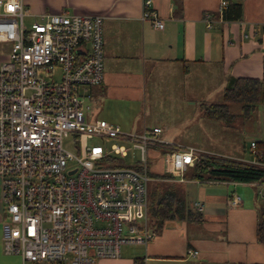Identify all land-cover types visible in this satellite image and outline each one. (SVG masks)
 Listing matches in <instances>:
<instances>
[{
    "label": "built area",
    "instance_id": "obj_1",
    "mask_svg": "<svg viewBox=\"0 0 264 264\" xmlns=\"http://www.w3.org/2000/svg\"><path fill=\"white\" fill-rule=\"evenodd\" d=\"M152 5L143 0L142 19L163 29ZM228 5L221 1V21ZM26 17L23 0H0V42L10 44L0 64L4 251L21 264L120 258L123 246H146L154 237L146 221L128 216L134 208L148 212L149 161L159 157L164 171L184 182L199 150L176 148L159 126L129 133L104 119L87 121L85 100L105 76L102 16L44 13L29 26ZM206 19L210 26V14ZM251 148L255 153V142ZM130 152L131 165L121 158ZM242 201L235 194L230 205ZM194 207L202 212L204 204Z\"/></svg>",
    "mask_w": 264,
    "mask_h": 264
},
{
    "label": "crops",
    "instance_id": "obj_2",
    "mask_svg": "<svg viewBox=\"0 0 264 264\" xmlns=\"http://www.w3.org/2000/svg\"><path fill=\"white\" fill-rule=\"evenodd\" d=\"M23 1L32 19L61 11L104 18V81L91 89L87 100L96 107L95 118L134 132L151 127L146 122L149 102L164 98L186 102L205 128L201 121L209 120L202 116L200 104L223 100L231 78H257L264 83V0H226L242 6V17L235 21L220 20L222 0H153L164 20L163 29L142 19L143 0ZM7 55L0 54V64ZM254 115L257 135L251 143L264 141V101ZM168 142L176 148L214 152L212 147ZM251 152L249 160L246 154L236 157L258 164L252 148ZM215 153L228 155L218 149ZM181 183L196 185L195 190L185 186V191L193 198L192 206L196 201L204 204L199 221H167L143 248L122 251L120 258L101 259L99 264H134L135 257H144L146 264H264V244L256 233L264 212V182L188 179ZM235 194L243 201L231 206ZM5 221L0 195V264H11L3 252Z\"/></svg>",
    "mask_w": 264,
    "mask_h": 264
},
{
    "label": "trees",
    "instance_id": "obj_3",
    "mask_svg": "<svg viewBox=\"0 0 264 264\" xmlns=\"http://www.w3.org/2000/svg\"><path fill=\"white\" fill-rule=\"evenodd\" d=\"M242 17L240 4H229L224 10V21H235ZM264 101V83L257 78H231L223 91L222 103H202V116L208 120L221 121L227 126H233L238 114L230 110V105H242L241 114L251 119L257 107ZM255 157L264 164V141H256ZM158 152V149L157 151ZM161 153L166 150L161 149ZM154 179L167 181L166 184H156L148 189L149 228L153 233L160 231L170 220L199 221L201 217L191 204L187 203L185 186L174 181L168 173L153 174ZM185 179L201 182L230 181L240 183L264 182V165L253 164L248 161L230 159L221 156L199 155L194 165L185 173ZM152 182V181H151ZM257 238L264 244V212L257 224ZM134 264H146L144 257H135ZM262 264V263H254Z\"/></svg>",
    "mask_w": 264,
    "mask_h": 264
},
{
    "label": "rangeland",
    "instance_id": "obj_4",
    "mask_svg": "<svg viewBox=\"0 0 264 264\" xmlns=\"http://www.w3.org/2000/svg\"><path fill=\"white\" fill-rule=\"evenodd\" d=\"M33 22V19L30 17L25 18V23L29 26ZM10 51V44L9 43H2L0 42V54H8ZM163 102H149V105L151 106L149 109V117L147 118V124L151 127L159 126L163 129L164 134L163 136L166 137V141H173L178 140L181 143L187 144V145H195V146H203V147H212V151H206L201 148H197L199 150V155H208V156H221L226 157L230 159H236V160H243L236 156H242L246 154L247 160L251 159V156H253V153L251 152V141L255 139V135H257V128H255V115L252 117L253 119H247L241 114V107L242 105L239 103H234L230 105V110L238 114L236 121L234 122L233 126H227L225 123L221 121H201L206 122V127L204 128L201 126L199 120L197 117H194V111L192 108L191 110H188L189 107L186 105V102H168V98L161 99ZM160 101V98H159ZM219 102H205V103H222V100H216ZM87 105L90 106V109H87ZM96 107L92 102L89 100H85L84 103V112L87 117L88 122H94L98 118H95V112ZM204 120V119H203ZM110 123L119 126L122 128L124 132H134L130 129H126L124 127H121L118 123L109 121ZM97 141V139H96ZM111 143H114L111 141ZM110 143V144H111ZM117 143H120V141H117ZM64 146L72 151L76 152V148L72 142V138H66L64 141ZM209 149V148H207ZM224 151L228 155H221L218 153H215L216 150ZM243 153V154H242ZM123 158L124 162L126 164L131 165V152L130 155L127 157H121ZM245 161V160H243ZM152 168L153 174L165 173V167L159 157H154L151 159V162L149 161V166L154 165ZM169 174V173H168ZM171 175V174H170ZM188 180V179H185ZM158 182H161L162 184H166L167 181H163L160 179H153L151 184L150 190H152L156 184H160ZM187 189L191 190L196 188L195 184H187ZM253 190V189H252ZM193 192L192 195L196 191ZM2 193L1 190V180H0V195ZM242 197V196H241ZM187 203L191 204L192 196L191 194H187ZM264 201V200H263ZM149 202V199H148ZM128 216H135L137 217L138 221L142 223H146L150 225V216L145 209L142 208H134L131 209L128 213ZM144 246L140 245H125L123 246V253L125 250H133V249H141ZM3 252L6 256H9V260L11 261V264H21L20 256L18 255H9L6 254L4 251V243H3ZM97 264H99V260H97Z\"/></svg>",
    "mask_w": 264,
    "mask_h": 264
},
{
    "label": "bare ground",
    "instance_id": "obj_5",
    "mask_svg": "<svg viewBox=\"0 0 264 264\" xmlns=\"http://www.w3.org/2000/svg\"><path fill=\"white\" fill-rule=\"evenodd\" d=\"M258 164H261L260 162H258Z\"/></svg>",
    "mask_w": 264,
    "mask_h": 264
}]
</instances>
